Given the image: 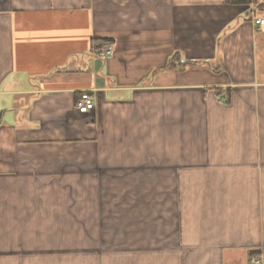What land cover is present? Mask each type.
<instances>
[{"label":"crops","instance_id":"obj_1","mask_svg":"<svg viewBox=\"0 0 264 264\" xmlns=\"http://www.w3.org/2000/svg\"><path fill=\"white\" fill-rule=\"evenodd\" d=\"M251 6L0 0V264H19L16 235L49 231L41 211L62 186L99 184L169 187L171 225L138 264H264V25Z\"/></svg>","mask_w":264,"mask_h":264},{"label":"rangeland","instance_id":"obj_2","mask_svg":"<svg viewBox=\"0 0 264 264\" xmlns=\"http://www.w3.org/2000/svg\"><path fill=\"white\" fill-rule=\"evenodd\" d=\"M246 5L264 15L263 5ZM80 192L86 200H73ZM80 192L62 186L41 211L48 232L16 235L19 264H138L156 257L155 229L161 234L171 225L169 187L99 184Z\"/></svg>","mask_w":264,"mask_h":264},{"label":"built area","instance_id":"obj_3","mask_svg":"<svg viewBox=\"0 0 264 264\" xmlns=\"http://www.w3.org/2000/svg\"><path fill=\"white\" fill-rule=\"evenodd\" d=\"M253 23L261 27L264 25V16L260 14H254L252 16ZM95 55L99 58L106 59L112 53V45L107 44L104 47H100L94 51ZM94 108V98L88 91H82L79 99L76 102V110L79 113H88ZM254 263H259L258 259L253 260Z\"/></svg>","mask_w":264,"mask_h":264},{"label":"trees","instance_id":"obj_4","mask_svg":"<svg viewBox=\"0 0 264 264\" xmlns=\"http://www.w3.org/2000/svg\"><path fill=\"white\" fill-rule=\"evenodd\" d=\"M226 2L227 3H231V4H236V5H238V4H249V3H253L251 0H226ZM255 4H258V3H256V2H254ZM101 41H97V47L99 46V47H101ZM174 57V55L172 56V58Z\"/></svg>","mask_w":264,"mask_h":264}]
</instances>
